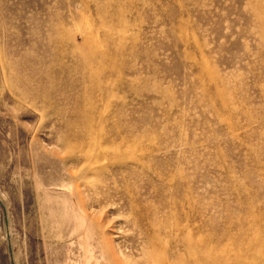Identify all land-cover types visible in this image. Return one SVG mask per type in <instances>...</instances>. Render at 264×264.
I'll return each instance as SVG.
<instances>
[{"label": "rangeland", "instance_id": "1", "mask_svg": "<svg viewBox=\"0 0 264 264\" xmlns=\"http://www.w3.org/2000/svg\"><path fill=\"white\" fill-rule=\"evenodd\" d=\"M62 262L264 264V0H0V264Z\"/></svg>", "mask_w": 264, "mask_h": 264}, {"label": "bare ground", "instance_id": "2", "mask_svg": "<svg viewBox=\"0 0 264 264\" xmlns=\"http://www.w3.org/2000/svg\"><path fill=\"white\" fill-rule=\"evenodd\" d=\"M134 171V170H133ZM127 177V176H126ZM64 182V181H63ZM62 184V183H61ZM122 185H123V183H122ZM85 234V233H84ZM141 236V235H140ZM142 237V236H141ZM82 239V238H81ZM84 239V238H83ZM141 239V238H140ZM136 240H138V239H136ZM142 241V240H141ZM143 242V241H142ZM141 242V243H142ZM144 243V242H143ZM139 245H140V243H139ZM143 247V246H142ZM114 248V247H113ZM144 249V248H143ZM142 249V250H143ZM114 250H115V248H114ZM117 251H119V249H116ZM109 251H113V249H109ZM141 251V250H140ZM145 252V251H144ZM87 253V252H86ZM113 253V252H112ZM112 253H110V255L112 254ZM126 253V252H125ZM144 254V253H143ZM144 256V255H143ZM84 258V257H83ZM59 259V258H58ZM139 260V259H138ZM60 263V262H59ZM62 264H63V262H62Z\"/></svg>", "mask_w": 264, "mask_h": 264}]
</instances>
